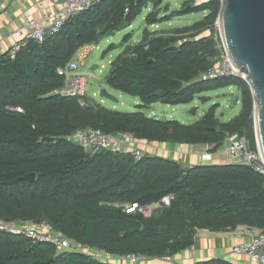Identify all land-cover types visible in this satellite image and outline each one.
Masks as SVG:
<instances>
[{
  "label": "trees",
  "instance_id": "trees-1",
  "mask_svg": "<svg viewBox=\"0 0 264 264\" xmlns=\"http://www.w3.org/2000/svg\"><path fill=\"white\" fill-rule=\"evenodd\" d=\"M165 3L103 0L43 44L28 42L14 59L8 52L0 55V222L48 221L72 242L104 250L112 258L175 256L192 248L200 231L264 232V175L246 163L187 167L150 151L137 161L131 153L88 154L67 140L78 129L94 128L133 133L151 146H210L213 154L228 139L246 137L250 148L256 149L254 102L246 81L200 78L220 55L221 1L196 5L195 0H187L180 10L168 14L163 13ZM150 6L153 10L145 18L141 41L132 44V34H127L121 43L123 52L105 77L111 89L140 100L138 111L112 110L88 96L82 104L80 98L57 93L65 86V76L58 70L66 68L81 47L97 46L109 33L130 28ZM193 13L206 16L169 32L150 29ZM117 49L111 44L104 57ZM230 87L240 91L242 110L228 122L218 117V105L192 125L143 112L156 103L178 106L199 97L207 102L203 94ZM32 173L36 180H25ZM168 196L174 197L170 205L160 206ZM134 203L153 207L152 216L127 213ZM134 221L141 222L140 231ZM0 264L116 263L79 252L59 253L49 243L0 229ZM194 264L236 263L212 258Z\"/></svg>",
  "mask_w": 264,
  "mask_h": 264
},
{
  "label": "built area",
  "instance_id": "built-area-1",
  "mask_svg": "<svg viewBox=\"0 0 264 264\" xmlns=\"http://www.w3.org/2000/svg\"><path fill=\"white\" fill-rule=\"evenodd\" d=\"M14 0H0V13L7 8ZM103 0H63L60 9H51L42 14L39 18L28 19L24 25L14 33L15 41L8 49L9 57L14 59L17 53L28 42L43 44L47 37L57 34L72 18L84 13ZM206 0H196V4ZM201 3V4H202ZM218 26V23H217ZM220 36V35H219ZM96 49L95 45H85L75 54L72 62L66 68H60L59 74L65 76V86L57 93L65 97H77L82 99L87 96L88 77L80 70L81 63L89 54ZM220 55L217 64L203 73L201 79L220 80L229 77H238V71L233 67L221 39L218 43ZM83 104V103H82ZM23 112L21 108L14 109ZM67 140L82 147L88 154L100 152L131 153L137 161H141L149 152L150 144L140 142L133 133L118 132L105 133L100 129L82 128L76 130L67 137ZM227 158L231 162H243L252 167L255 171L264 175V167L258 161H263L260 149L256 142V149H251L246 137L238 140L228 139L226 141ZM225 143V144H226ZM211 147L202 155V161L211 163L214 154ZM173 196H168L160 203V206H169ZM153 207H141L132 204L127 207L129 214L139 212L144 217L152 216ZM0 229L13 234H23L34 242H46L57 248L59 253L79 252L84 253L100 262L116 264H142L150 260L143 254H130L119 258H112L104 250H99L74 243L58 233L48 221L40 223L28 222H0ZM244 240L232 248V253L237 258H248L253 264H264V232L243 228L241 231Z\"/></svg>",
  "mask_w": 264,
  "mask_h": 264
},
{
  "label": "rangeland",
  "instance_id": "rangeland-1",
  "mask_svg": "<svg viewBox=\"0 0 264 264\" xmlns=\"http://www.w3.org/2000/svg\"><path fill=\"white\" fill-rule=\"evenodd\" d=\"M186 1L187 0H166L165 4H170V11L168 13L180 10ZM201 3L202 1L199 4ZM152 10L153 8L151 6L144 9L143 13L130 28L119 32L115 36H106L96 46V49L89 54L88 58L81 63L79 71L88 77L87 96L96 100L106 108L125 113L138 111V106L141 104L140 100L136 97L111 89L107 86L105 77L111 70V63L124 50V47L121 45L123 38L127 34H132V44L141 41L143 30L146 26L145 18ZM205 15V13H193L183 17H176L170 22L151 26L150 29L155 28V30H159L160 32H169L176 28L191 26L203 19ZM111 44L118 46V49L104 57V52ZM95 66L97 67L94 68ZM104 88L118 101L115 102L114 100L102 98L100 96V91ZM201 97H206L208 101L204 102L199 97L191 104L178 106L156 103L152 105V108L144 109L143 112L148 117H155L164 121H178L184 125L197 123L205 115V112L214 105L219 106L217 115L222 122L230 121L241 112L242 103L239 102L235 104L237 98H239V100L241 99V93L235 87L210 91L203 94ZM82 103L84 104L83 101ZM152 114L153 116H151ZM227 144L228 143H226L222 149L227 147Z\"/></svg>",
  "mask_w": 264,
  "mask_h": 264
},
{
  "label": "water",
  "instance_id": "water-1",
  "mask_svg": "<svg viewBox=\"0 0 264 264\" xmlns=\"http://www.w3.org/2000/svg\"><path fill=\"white\" fill-rule=\"evenodd\" d=\"M220 1V39L233 67L239 73L238 78H243L250 88L254 102L255 138L264 161V0ZM169 11L170 4L167 3L163 13L168 14ZM115 35L109 33L108 37ZM100 96L118 101L105 88L100 91ZM238 103L239 98L235 101V104ZM257 163L264 167L262 161ZM25 180L35 181L36 174L28 175ZM133 224L137 231L141 230L140 221H134Z\"/></svg>",
  "mask_w": 264,
  "mask_h": 264
},
{
  "label": "crops",
  "instance_id": "crops-1",
  "mask_svg": "<svg viewBox=\"0 0 264 264\" xmlns=\"http://www.w3.org/2000/svg\"><path fill=\"white\" fill-rule=\"evenodd\" d=\"M62 5L63 0H14L0 13V55L6 53L12 46L15 41L14 33L19 30L28 19L39 18L42 14L51 9H60ZM151 30L160 32L159 30H155V28ZM92 100L98 103L96 100ZM239 102L241 101L239 100ZM149 108H152V106ZM151 116H153V114ZM150 148L149 151L151 153L179 161L187 167L210 164L202 161V155L208 151V146L153 144ZM226 153V148L215 153L211 164L221 165L230 163L231 161L227 158ZM241 231V229L224 233L200 231L196 243L192 248L175 256L162 259H150L142 264H194L197 261L209 260L212 258H224L236 264H253L248 258H237L232 253V248L244 240Z\"/></svg>",
  "mask_w": 264,
  "mask_h": 264
}]
</instances>
